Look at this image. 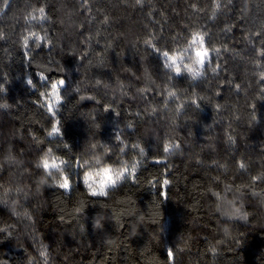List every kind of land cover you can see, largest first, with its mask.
<instances>
[{
  "label": "trees",
  "instance_id": "trees-1",
  "mask_svg": "<svg viewBox=\"0 0 264 264\" xmlns=\"http://www.w3.org/2000/svg\"><path fill=\"white\" fill-rule=\"evenodd\" d=\"M0 264H264V0H0Z\"/></svg>",
  "mask_w": 264,
  "mask_h": 264
},
{
  "label": "clouds",
  "instance_id": "clouds-1",
  "mask_svg": "<svg viewBox=\"0 0 264 264\" xmlns=\"http://www.w3.org/2000/svg\"><path fill=\"white\" fill-rule=\"evenodd\" d=\"M196 47L197 48L199 47V42H197ZM202 57H203L202 52H194V59L200 62L201 65L203 63ZM62 81L64 82L62 83V85H64L65 81L64 80ZM27 83L31 85L32 81L28 80ZM61 132L63 134L62 130ZM116 138L118 139V137ZM41 165L44 169H54L56 172L62 173V169L56 163L55 159H52L51 162H49V159L45 157L41 161ZM84 165L86 167V171L84 173V182L85 185L89 188L98 189L99 191L104 192L105 188L115 185L114 180L118 183L122 179L120 175V170L118 168L113 167L112 169L109 170L106 167L105 168L96 167L95 164L89 167L88 161H84ZM112 173H114L115 175H113Z\"/></svg>",
  "mask_w": 264,
  "mask_h": 264
},
{
  "label": "snow or ice",
  "instance_id": "snow-or-ice-1",
  "mask_svg": "<svg viewBox=\"0 0 264 264\" xmlns=\"http://www.w3.org/2000/svg\"><path fill=\"white\" fill-rule=\"evenodd\" d=\"M7 3H5V7H7ZM41 12H43V9H41ZM59 83L62 85V83H64L62 80L59 81ZM58 99L60 98L59 96L57 97ZM241 167H243V165H241ZM255 179V178H254ZM64 187V185H62ZM169 255H171V251H169Z\"/></svg>",
  "mask_w": 264,
  "mask_h": 264
}]
</instances>
